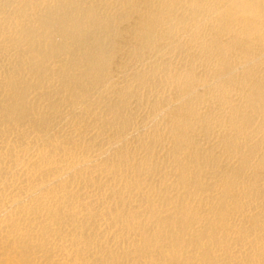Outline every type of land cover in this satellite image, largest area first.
<instances>
[{"label":"bare ground","instance_id":"1","mask_svg":"<svg viewBox=\"0 0 264 264\" xmlns=\"http://www.w3.org/2000/svg\"><path fill=\"white\" fill-rule=\"evenodd\" d=\"M0 264H264V0H0Z\"/></svg>","mask_w":264,"mask_h":264}]
</instances>
